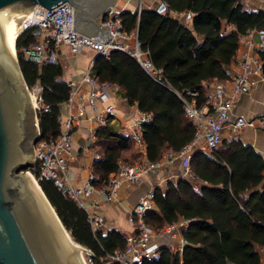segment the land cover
Listing matches in <instances>:
<instances>
[{
	"label": "trees",
	"instance_id": "16d2710c",
	"mask_svg": "<svg viewBox=\"0 0 264 264\" xmlns=\"http://www.w3.org/2000/svg\"><path fill=\"white\" fill-rule=\"evenodd\" d=\"M162 3L167 6L163 13L139 8L118 14L124 30L136 35L153 66L163 70L162 75L152 76L136 57L120 51L97 57L93 68L98 82L123 89L130 104L152 115L142 135L147 160L154 164L160 163L166 153H180L195 137L183 99L195 100L200 107L207 104L205 85L230 79L241 38L253 30H264V9L246 10L238 0ZM185 13L193 14L191 21L182 16ZM36 44L34 30L21 33L16 39L17 56L28 87L41 88L40 142L52 144L62 134L59 117L70 96V81L64 79L61 62L40 65L26 57V50ZM260 55L264 62V49ZM96 136L101 158L93 163L97 176L93 184L106 185L134 144L130 137L116 134L110 124L97 129ZM126 162L135 164L130 159ZM191 169L193 179L180 178L170 181L164 190L156 189L155 209L144 217L157 234L182 220L190 221L183 230L188 244L182 254L161 246L159 261L145 260L141 264H263L264 158L237 139L223 142L210 154L196 153ZM40 186L74 241L91 251V264H120L109 263L107 257L127 249L125 234L115 230L94 232L87 212L53 182L42 181Z\"/></svg>",
	"mask_w": 264,
	"mask_h": 264
},
{
	"label": "built area",
	"instance_id": "2783aa9c",
	"mask_svg": "<svg viewBox=\"0 0 264 264\" xmlns=\"http://www.w3.org/2000/svg\"><path fill=\"white\" fill-rule=\"evenodd\" d=\"M238 1L246 10L252 9L254 3L264 5V0ZM120 12L122 11L116 7L110 9L101 21L103 25L111 26L114 35L113 39H109L107 43L95 40L73 29L74 9L70 4L60 3L46 11L36 7L21 25V33L30 29L41 32L40 36H37V44L26 50V57L40 65L61 62L62 49L65 46L75 55H82L86 52L94 54L82 79L70 81V96L68 101L62 105V113L59 117L62 128L61 136L55 143H44L36 151L35 165L26 171L39 185L42 181L53 182L68 199L87 212L89 224L94 232L103 230L106 233L110 230L100 212L102 203L93 200L94 195L100 193L106 203L115 202L119 199L125 186L139 185L150 170L160 166V163L154 164L147 159L134 165L120 160L118 170L111 175L109 183L99 187L93 184L97 178L93 171L90 172L87 183L77 186L73 183L69 170V164L74 160L73 139L76 129L83 120L88 119L89 111L98 112V103L104 102L110 97V89L113 86L109 83H100L93 76L96 58L99 56L109 57L112 52L120 51L136 57L152 76L158 77L163 74L162 69L153 66L149 60L148 52L142 49L136 35L128 34L124 30L123 22L118 17ZM182 16L189 21L193 18L192 13H185ZM255 32H258L262 38L259 48L255 47V43L251 39ZM247 35L249 41L247 49L241 54L240 70L228 81H217L214 85L207 87L208 103L200 107L195 100L186 101L183 99L185 116L195 127V137L183 151L170 155L171 160L176 157L185 158L184 172L181 178H194L191 169L193 156L198 152L212 153L224 142L227 131L230 134V139L236 140L244 128L264 130V116L252 119L241 116L234 122L230 121L239 98L249 94L259 81L264 83V62L260 55L264 49V30H253ZM86 85L90 87L89 90L84 88ZM31 90L39 95L38 102L41 105V88L38 85L32 89L29 88L30 94ZM189 94L193 97L197 96V93L194 92ZM138 111L137 115L132 118L130 138L140 151L147 152L142 131L144 125L152 120V115ZM116 117L117 111L111 105L94 115L93 122L96 123V128L92 136L97 137V129L106 128ZM100 158L101 155L97 153L93 159H86L84 164L92 170L94 161ZM36 171H38L37 174ZM167 185L168 182L163 186L156 187L140 199L130 216V222L135 227V232L126 235L127 249L118 250L115 254L108 256L109 263L141 264L145 260H160L161 247L154 241L156 233L146 224L144 217L147 212L155 209L156 189L164 190ZM189 223L190 221L184 220L179 224V230L183 232ZM171 228L176 229L175 226ZM187 244L188 242L183 237L180 240L179 251H183ZM88 252L91 253V251ZM260 253L264 264V248L260 250Z\"/></svg>",
	"mask_w": 264,
	"mask_h": 264
},
{
	"label": "water",
	"instance_id": "95a60500",
	"mask_svg": "<svg viewBox=\"0 0 264 264\" xmlns=\"http://www.w3.org/2000/svg\"><path fill=\"white\" fill-rule=\"evenodd\" d=\"M117 2L0 0V264H85L82 248L87 252L80 244H72L47 196L26 173L36 163L34 143L40 141L41 133L15 56V32L34 8L46 11L64 3L74 9L73 29L107 43L114 35L111 26L101 21ZM157 11L163 13L167 6L162 4ZM40 34L35 31L36 36Z\"/></svg>",
	"mask_w": 264,
	"mask_h": 264
},
{
	"label": "crops",
	"instance_id": "0c3cea01",
	"mask_svg": "<svg viewBox=\"0 0 264 264\" xmlns=\"http://www.w3.org/2000/svg\"><path fill=\"white\" fill-rule=\"evenodd\" d=\"M162 4V0H118L116 8L120 11H135L139 8L157 10ZM254 7L264 9V5L259 3H254ZM171 13L173 17L177 18V14L174 12ZM188 25L191 27L190 22ZM248 39V35L241 38L240 49L232 64L231 77H233V75L240 70L239 61L242 52L247 49ZM251 39L255 43V47L259 48L262 42L260 34L255 32ZM91 55L92 54L88 52L82 55H75L71 53L68 47H63L61 64L64 69V79L67 81H80L93 58ZM215 82L217 81L206 84V89L208 86L214 85ZM84 88L89 90L90 87L86 85ZM109 105L114 106L117 111V117L112 121V123H110L113 131L120 136L130 137V127L133 125L132 118L139 112L138 105L130 104L124 97L123 89L117 86L111 87L110 97L106 101L98 103V112L103 111ZM98 112L94 113L89 111L88 119L86 118L83 120L74 133V160L70 162L69 170L73 178V183L77 186H83L87 183L90 172L93 171V168L91 170L86 167L84 161L86 159H93L97 153L100 154L97 144L98 138L92 136V133L96 128V123L93 122V117ZM241 116L247 119L264 116L263 82L259 81L249 94L242 95L239 98L231 114L230 121L234 122ZM238 135L237 139L241 140L245 145L252 146L255 151L264 158L263 129L244 128ZM229 141L232 140L230 139V134L227 131L225 133L224 142ZM137 152L139 155H135ZM170 155V153H166L160 162V166L150 170L139 185L125 186L117 201L106 203L100 193L94 195L93 200L102 203L100 212L104 217L106 225L111 231L115 230L125 235L135 232V227L130 222V216L138 205L140 199L156 187L163 186L166 182L169 183V181L176 182L181 178L184 172L185 158L176 157L174 160H171ZM127 159L132 160L135 164L140 163L144 159H147V152L140 151L134 144V149L131 152L125 153L122 158L125 162ZM96 186L99 187L100 185ZM183 221L184 220L174 225L176 229L168 228L160 234L156 233L154 237L155 243H157L160 247L164 245L172 247L175 252L182 254L184 250L179 251V249L180 240L183 238V232L179 230L178 226Z\"/></svg>",
	"mask_w": 264,
	"mask_h": 264
},
{
	"label": "rangeland",
	"instance_id": "374dc122",
	"mask_svg": "<svg viewBox=\"0 0 264 264\" xmlns=\"http://www.w3.org/2000/svg\"><path fill=\"white\" fill-rule=\"evenodd\" d=\"M20 33H21V28L19 29V34L18 35H20ZM93 55L94 54H92L91 56L93 57ZM31 94H32V96H31V98L33 97L34 98V108H35V111H36V113H38V111H39V109L41 108V105H40V103L38 102V97H39V95L37 94V93H35L34 91H32L31 90ZM32 98V99H33ZM44 145V143H42V142H38L37 144H35L34 143V146H35V150L37 151L39 148H41L42 146ZM72 237V236H71ZM74 240V239H73ZM88 252V251H87ZM87 252H85V258H86V261H87V264H91V262H90V260H89V256H88V254H89V252L87 253Z\"/></svg>",
	"mask_w": 264,
	"mask_h": 264
},
{
	"label": "bare ground",
	"instance_id": "6f19581e",
	"mask_svg": "<svg viewBox=\"0 0 264 264\" xmlns=\"http://www.w3.org/2000/svg\"><path fill=\"white\" fill-rule=\"evenodd\" d=\"M30 13L31 12H29V14H28V16H30ZM28 16L26 17V19L28 18ZM24 22V21H23ZM22 22V23H23ZM22 23H21V25H22ZM21 25L18 27V29L16 30V32H15V37H14V45H15V56L17 57V49H16V39L18 38V34H19V29L21 28ZM33 98V97H32ZM32 101H33V103H34V98L32 99ZM34 179V178H33ZM34 181L36 182V180L34 179ZM36 184H37V186H38V188L40 189V191H41V193H42V195H43V191L41 190V187H40V185L36 182ZM44 196V195H43ZM45 198V197H44ZM52 212H53V210H52ZM54 213V215H55V212H53ZM55 217H56V215H55ZM57 218V217H56ZM58 220V219H57ZM59 222V221H58ZM65 232V231H64ZM66 233V235L68 236V238L70 239V241L72 242V244L74 245V246H76V247H78V245L75 243V241L73 240V238L71 237V235L69 234V233H67V232H65ZM81 252H82V254H83V256H84V263L85 264H87V261H86V258H85V250L82 248V250H81Z\"/></svg>",
	"mask_w": 264,
	"mask_h": 264
}]
</instances>
